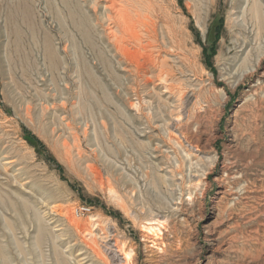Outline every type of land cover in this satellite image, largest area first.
<instances>
[{"label":"rangeland","instance_id":"obj_1","mask_svg":"<svg viewBox=\"0 0 264 264\" xmlns=\"http://www.w3.org/2000/svg\"><path fill=\"white\" fill-rule=\"evenodd\" d=\"M120 247L264 264V0H0V264Z\"/></svg>","mask_w":264,"mask_h":264},{"label":"bare ground","instance_id":"obj_2","mask_svg":"<svg viewBox=\"0 0 264 264\" xmlns=\"http://www.w3.org/2000/svg\"><path fill=\"white\" fill-rule=\"evenodd\" d=\"M253 7H254L255 12H256V10H258L257 4L254 3V4H253ZM137 48H138V47H137ZM117 246H118V245H117ZM123 249H124L123 247H122V248L120 247V249H118L119 252L122 251V252L124 253V254H123V253L121 252V253L123 254L122 257H123V259H124V263H123V264H129L130 261L132 260L131 257H130L131 255H129V251H128V250H127L128 252H127V251L125 252V251H123ZM120 250H121V251H120ZM124 250H125V249H124ZM119 254H120V253H119Z\"/></svg>","mask_w":264,"mask_h":264}]
</instances>
